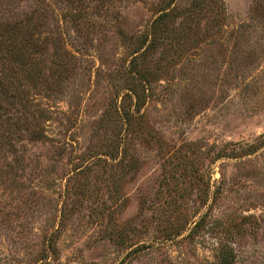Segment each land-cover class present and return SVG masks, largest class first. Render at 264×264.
<instances>
[{"label":"rangeland","instance_id":"obj_1","mask_svg":"<svg viewBox=\"0 0 264 264\" xmlns=\"http://www.w3.org/2000/svg\"><path fill=\"white\" fill-rule=\"evenodd\" d=\"M199 1L0 0V264H264V0Z\"/></svg>","mask_w":264,"mask_h":264},{"label":"trees","instance_id":"obj_2","mask_svg":"<svg viewBox=\"0 0 264 264\" xmlns=\"http://www.w3.org/2000/svg\"><path fill=\"white\" fill-rule=\"evenodd\" d=\"M201 3V1L199 0H192V2L190 3V6L193 8V7H196L197 5H199ZM171 16V12L169 11H163L153 22V26L157 25L159 23V20H162V19H167ZM152 30L155 32V30L152 28ZM228 248H226L224 251V256L220 259V263L222 264H230L233 260V255H232V252L231 251H227Z\"/></svg>","mask_w":264,"mask_h":264}]
</instances>
